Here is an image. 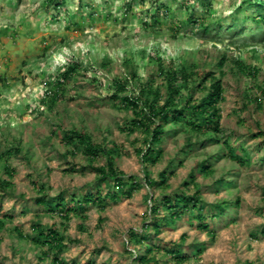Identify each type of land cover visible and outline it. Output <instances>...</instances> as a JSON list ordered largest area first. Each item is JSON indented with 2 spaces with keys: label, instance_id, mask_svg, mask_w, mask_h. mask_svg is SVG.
<instances>
[{
  "label": "rangeland",
  "instance_id": "1",
  "mask_svg": "<svg viewBox=\"0 0 264 264\" xmlns=\"http://www.w3.org/2000/svg\"><path fill=\"white\" fill-rule=\"evenodd\" d=\"M263 15L242 0H0V180L11 184H0V264H52L36 226L63 235L65 264H139L144 254L153 264H264ZM237 60L256 75L241 74ZM70 61L81 67L57 89ZM161 67L187 68L195 102L208 91L204 74L221 79L222 133L169 123L161 159L146 165L135 150H145L147 136L120 130L133 115L111 99V83L123 80L130 95L153 79L164 93ZM53 93L59 97L51 105ZM189 93L182 90L177 106ZM72 128L118 145L122 179L139 186L130 197L112 179L82 169L89 162L81 147L63 141ZM206 164L209 174L201 170ZM165 170H173L166 188L146 184V175L158 179ZM196 191L199 207L164 220L156 233L155 219L167 215L162 198ZM95 193L101 204L81 217L65 219L57 209L61 201L71 206V196Z\"/></svg>",
  "mask_w": 264,
  "mask_h": 264
},
{
  "label": "trees",
  "instance_id": "2",
  "mask_svg": "<svg viewBox=\"0 0 264 264\" xmlns=\"http://www.w3.org/2000/svg\"><path fill=\"white\" fill-rule=\"evenodd\" d=\"M247 3L254 4L264 11V0H242ZM261 21L264 22V15L260 17ZM221 27V26H219ZM203 32L209 30V26L205 25L203 27ZM237 70L241 74L255 76L257 71L255 68L250 69L243 61L237 60L235 62ZM81 64L79 61H70L65 70L61 72L60 79H56L55 86H62L69 78L74 76ZM159 75L162 77V85L164 87V93L161 91V87L154 86V80L146 82L145 84L139 85V90L137 92H132L127 95L126 92L129 91L126 82L120 79H113L111 86L113 92L110 95L111 99L118 101L122 104V107L129 109L132 112L133 117L120 127L122 132L134 133L137 130H141L147 136L145 150L136 149L135 152L141 156V160L144 164H155L162 156V150L159 148L164 136L170 132L166 130V125L181 124L188 130L209 133L212 135H220L222 133L220 126L221 114L218 107L219 102L223 99V87L220 78H215L214 74L207 72L201 78V82H206L210 80L208 85V91L206 95L198 102H195L189 93L191 90L190 86V76L191 74L187 71L186 67L180 69L175 68H160ZM59 77V76H58ZM202 84V83H201ZM260 94L264 96V85L258 86ZM185 89L189 95H186L183 105L177 106L176 101L180 98L182 90ZM50 93V92H48ZM56 94V92H55ZM53 93V98H51V105L58 100L59 95ZM252 100L255 102L256 107L261 109V98L254 96ZM63 141L64 143L74 145L76 147H81V152L87 158L89 166H84L91 172L97 174L101 179L110 178L113 180L115 185L120 189L121 193L130 197L133 191H136L139 186L133 182V178L128 176L124 181L122 179V172L118 169L115 164L116 156L121 155V149L118 145L113 144L111 147H105L100 143H95L92 141L91 137L83 132H78L75 129L63 130ZM261 134V132H260ZM261 135L264 136V133ZM104 158L103 165H94L93 163L97 161L98 158ZM3 158L0 154V160ZM203 174H209L211 171V166L206 164L201 167ZM70 172L74 169L70 168ZM8 177H13V170L6 172ZM173 175V170L167 174V171H162L158 179H150L146 175L145 182L149 187H160L166 188L168 186L167 181L169 177ZM194 179V177H192ZM127 183H129V189L127 188ZM0 184L4 187H9L11 184L9 180H0ZM112 199H117L119 194L114 193L111 195ZM201 198L199 192L196 191L192 196L175 195L165 196L162 198V206L167 211V215L163 218L158 217L155 219V232L160 231V227L164 224V220L174 221L181 218L185 212L192 209H197L199 207V202ZM71 206L65 201L58 202L56 204L57 209L65 214L63 217L65 219L69 218V215H76L81 217V212L90 207L95 203L101 204V196L99 193L86 194L80 199L75 196H71ZM157 200L152 198L151 211L157 212ZM35 203L40 206H45L46 203L41 198H36ZM236 205L239 204V199L235 202ZM51 210L50 208H47ZM4 216V214H3ZM6 216V214H5ZM6 218V217H5ZM4 224V220L0 219V227ZM34 231L38 234L39 243L42 246L47 247L49 252L48 257H50L52 264H65V262L60 258V254L66 244L64 243L63 235L54 227H49L42 229L40 227H34ZM262 235L264 236V229L262 230ZM135 235V234H134ZM137 237V236H134ZM142 238H139V242H143ZM177 260L186 259L184 256H180L178 251L173 252ZM154 261L147 258L146 254L139 257V264H153Z\"/></svg>",
  "mask_w": 264,
  "mask_h": 264
}]
</instances>
